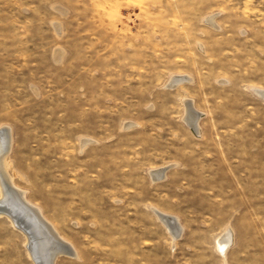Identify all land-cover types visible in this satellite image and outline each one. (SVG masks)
<instances>
[{"label":"rangeland","instance_id":"obj_1","mask_svg":"<svg viewBox=\"0 0 264 264\" xmlns=\"http://www.w3.org/2000/svg\"><path fill=\"white\" fill-rule=\"evenodd\" d=\"M253 89L264 91V0H0L6 170L77 255L54 264H264ZM183 98L202 113L197 135ZM12 224L0 216V264H33Z\"/></svg>","mask_w":264,"mask_h":264},{"label":"bare ground","instance_id":"obj_2","mask_svg":"<svg viewBox=\"0 0 264 264\" xmlns=\"http://www.w3.org/2000/svg\"><path fill=\"white\" fill-rule=\"evenodd\" d=\"M207 23L212 25V16L207 20ZM183 78L185 77L179 75L172 76L167 82V86H174L181 82ZM186 79L188 78L186 77ZM253 91L264 99V91L260 89H253ZM181 102L184 108L183 121L197 135L199 133L197 122L202 113H198L194 109L190 99L183 98ZM88 141L91 140L81 139L80 148ZM10 143V128H0V207L8 212L5 216L14 226L16 225L19 228L18 231L21 230L19 232L24 234L26 238L25 246L33 264H54L58 256L76 258L77 255L72 246L60 238L54 228L43 219L40 209L26 201L25 192L15 188L13 185L12 179L6 170V155L10 149ZM170 166L172 165L163 166L155 172L151 170L149 175L152 180L160 179L164 176V171ZM151 211L167 228L171 239L179 236L181 227L177 225L178 222L175 221V218L164 214L160 215L154 209H151ZM231 233L230 229H226L216 242L217 252L222 258L226 247L231 243Z\"/></svg>","mask_w":264,"mask_h":264},{"label":"water","instance_id":"obj_3","mask_svg":"<svg viewBox=\"0 0 264 264\" xmlns=\"http://www.w3.org/2000/svg\"><path fill=\"white\" fill-rule=\"evenodd\" d=\"M6 214H8V212L0 207V216H5ZM160 215H161V213H160Z\"/></svg>","mask_w":264,"mask_h":264}]
</instances>
